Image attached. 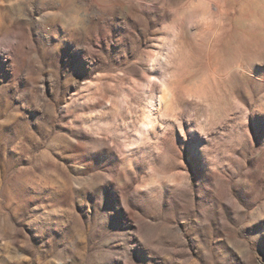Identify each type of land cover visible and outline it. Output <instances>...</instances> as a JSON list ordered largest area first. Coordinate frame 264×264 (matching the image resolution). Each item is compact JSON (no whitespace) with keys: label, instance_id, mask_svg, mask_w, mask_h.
<instances>
[{"label":"rangeland","instance_id":"374dc122","mask_svg":"<svg viewBox=\"0 0 264 264\" xmlns=\"http://www.w3.org/2000/svg\"><path fill=\"white\" fill-rule=\"evenodd\" d=\"M260 41L264 0H0V264H264Z\"/></svg>","mask_w":264,"mask_h":264},{"label":"bare ground","instance_id":"6f19581e","mask_svg":"<svg viewBox=\"0 0 264 264\" xmlns=\"http://www.w3.org/2000/svg\"><path fill=\"white\" fill-rule=\"evenodd\" d=\"M209 23V22H208ZM206 31V30H205ZM220 37V35L219 34H215V38H219ZM258 45L260 46V48L261 49H264V42L263 41H260L259 43H258ZM260 48H259V50H260ZM201 48H199L198 50L199 51H202V50H200ZM200 56H201V54H200ZM206 63V62H205ZM207 64H210V61L208 60L207 61ZM150 102H148V104H149ZM148 104H146V105H148ZM145 106V105H144ZM144 108V107H143ZM146 110V109H145ZM144 116H143V119H142V124H145V122H146V120H147V117L145 116V114H143Z\"/></svg>","mask_w":264,"mask_h":264}]
</instances>
